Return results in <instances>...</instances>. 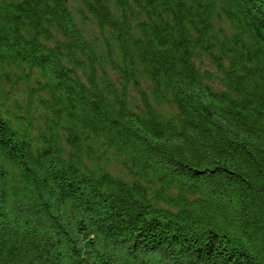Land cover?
I'll use <instances>...</instances> for the list:
<instances>
[{"label": "trees", "instance_id": "obj_1", "mask_svg": "<svg viewBox=\"0 0 264 264\" xmlns=\"http://www.w3.org/2000/svg\"><path fill=\"white\" fill-rule=\"evenodd\" d=\"M0 264H264V0H0Z\"/></svg>", "mask_w": 264, "mask_h": 264}]
</instances>
